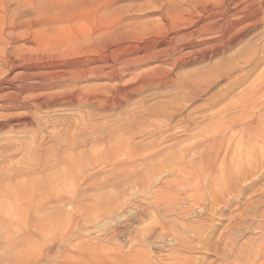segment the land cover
Segmentation results:
<instances>
[{
	"label": "rangeland",
	"instance_id": "obj_1",
	"mask_svg": "<svg viewBox=\"0 0 264 264\" xmlns=\"http://www.w3.org/2000/svg\"><path fill=\"white\" fill-rule=\"evenodd\" d=\"M194 1L0 0L4 22L17 23L3 33L14 32L5 55L0 46V264H100L119 251L150 264H236L237 250L243 258L264 253V0L244 1L243 10L232 2L226 17L237 25L223 38L226 46L166 65L173 79L166 85L129 96L117 90L155 77L157 64L149 62L118 78L82 81L89 101L74 85L46 86L59 84L47 68L80 57L59 42L36 47L48 30L65 42L87 18L82 28L97 31L100 41L82 57L100 58L102 66L120 54L117 30L160 25L165 13H190L185 8ZM29 21L36 26L20 25ZM166 36L131 44L136 50ZM208 131L220 135L209 141ZM162 180L179 198L155 207L152 186ZM117 196L131 197L124 215L104 216V206L117 210L108 207ZM148 207L152 213L144 214ZM151 229L156 236L139 241Z\"/></svg>",
	"mask_w": 264,
	"mask_h": 264
},
{
	"label": "bare ground",
	"instance_id": "obj_2",
	"mask_svg": "<svg viewBox=\"0 0 264 264\" xmlns=\"http://www.w3.org/2000/svg\"><path fill=\"white\" fill-rule=\"evenodd\" d=\"M242 1L243 2H239V0H196L194 2L188 3V7L185 8V11L186 12L190 11V13H165L163 16L164 21L160 25H158L156 23H149L148 22V23H142L138 26H134L133 29L128 28L127 30H123L121 32L120 31L118 32V30H117V32L115 31L117 34L116 37L121 38L122 42H121V44L117 45V47H115L114 51H119L120 54H118L114 58L108 59L107 62L104 63L102 66H100V58L82 57L85 53L94 50V48L99 45V41H100V35L97 31L88 32L89 30L85 31L82 28L84 23H85V19H87V18L84 19V18L79 17L81 19L79 21V22H81V25L77 24L79 28L77 29L76 32H73L72 34H70L69 38L65 42H61V41L56 39L57 34L54 30H48V31L46 30L48 33L43 34V36L38 40V43H36V45H35L36 47L43 46V47L47 48L48 46L51 47L54 44H57L59 42L61 45L64 44V46H63L64 48L62 49L63 51L77 52L80 54V57L75 59L74 64L72 63V64H66L63 66L61 65V66L56 67V70L55 69L53 70L52 69L53 67H51V66H50V68H47L50 71H46V72L56 74L55 77H56V79H58L57 82H59V84L54 82V84L49 83L46 85V83H45L46 81H44V83H45L44 85H46L47 87H53V86H59V85H74L77 88L76 93L79 95V97H81V98L83 97L82 98L83 100L89 101L91 96L90 97L87 95L83 96V94L86 92L88 87L80 85V83L82 81H85L88 79H97L101 75L109 77V78H118L122 72L130 70L135 65H140V64L149 63V62H156V64H157V67H155V70L158 72V74L155 77L147 79V80H141L136 85V87H132L130 89L127 87L128 90H126L125 88H122V87L120 89L117 88V90L119 92H121L122 94L124 92L125 93L124 95H128L130 93L132 94V92L135 91V89L136 90L138 89V91H139V89H141L147 85H153V84L166 85L167 83H169L173 80L170 73L166 72V70L164 69L166 65H170L173 67L176 65V63H178L179 61L184 59L188 54H193L194 58H202V57L207 56L208 53L211 54V52H218L219 50L223 49L226 46L225 41L224 42L222 41L223 38H225L227 36L228 32H230L235 25H237V22L230 23L228 21V17H226V13H232L231 8H230L231 3L234 2L236 4V7L241 8V10H243L244 1H246L248 3V6H251V5H253V3L256 2V0H242ZM36 7L37 6L32 5L33 9ZM3 8H4V6H3ZM195 11L198 13H193ZM237 13H239V12H235L234 15H236ZM6 14L7 13H5L4 10H3V12L0 13L1 22H4V20L6 18ZM75 17H77V16H75ZM81 17H83V16H81ZM180 23H184V25H186V26L181 27ZM16 24L14 22L7 21L6 23L4 22L3 27L0 26V46H5V49H6V46L13 40V38H14L13 33L14 32L10 33L9 38L5 37L3 35V33L6 30L7 31L8 30H14L15 27L17 26ZM20 25H25L28 28H33L34 25L36 26L35 22H33V21H29L28 23H23ZM224 25L228 27L227 29H225L226 31L224 30V28L222 29V27H224ZM73 30L75 31L76 29L73 28ZM95 30H97V29H95ZM71 32L72 31H70V33ZM162 32H168L169 36H166L165 38L157 40V41L152 40V42H150L148 45L145 44L143 46H140L136 50L134 49V47L131 44L132 40L137 38V37L140 38L144 35L155 34V33L158 34V33H162ZM218 32H221L222 34L220 36H218L217 35ZM184 49H188L189 51L182 53V51ZM7 50L8 49L4 50V52H5V53H3L4 55L6 54V52H8ZM33 68H35V67H33ZM1 69L2 68L0 67V71H1ZM36 69H37V67H36ZM42 73H44V72H42ZM42 73L32 72V75H35V76L39 75L40 76ZM219 78L220 77H218L217 79H219ZM45 80H46V78H45ZM40 84H41V82H40ZM40 86L42 88L46 89V87H43L42 85H40ZM118 91H117V93H118ZM253 95H255V94H253ZM254 99H258V98L256 97ZM248 101H250V100H248ZM243 108H245V107H243ZM227 119H229V118H227ZM227 119H226V121H227ZM242 120H244V118ZM223 121H224V119H223ZM211 131H213V130H211ZM203 134H204V136L209 137L208 138L209 141L212 138H214L216 135L217 136L220 135L217 131H215V132L208 131V132H205ZM204 140H205V138H204ZM200 142H202V141H200ZM176 158H177V156H176ZM185 158H187V155L185 156ZM133 159L134 158L132 155L127 156V160L131 161ZM178 159L181 160L180 155H179ZM190 165L192 166V164H190ZM112 166L117 167L118 166L117 162L114 161L112 163ZM162 169H163V167H161L160 164L155 166V170L157 172L161 173ZM192 173L194 175H197V172L194 170ZM175 175L177 176L178 174H175ZM186 175H187V173H186ZM190 178H191V176H189V179ZM173 180H174V178H173ZM195 180H196V178H195ZM155 184H156V182H155ZM169 184H170V182H169ZM138 186H141V188H144V187L146 188L145 183H139ZM166 186H168V182L164 181V180H162L159 183V185L157 184L154 187L152 186V188H153L152 192L156 191L157 196H153L152 198L150 197L151 198L150 202L152 204H154L155 207H159V204L162 202H165L167 204V202L170 201L171 199L173 200L174 197L176 198L175 200H177V198H179V197H176L177 195L176 196L174 195L176 193L173 194L172 190L166 188ZM195 186H196V184H195ZM196 188L199 189L198 186H196ZM137 190L138 189H136V191ZM129 198H131V197H129ZM129 198L126 199L125 197L117 196L116 198L111 199L109 201V205H108L109 209L111 207H113L112 205H114V207H116L115 209H117V210L112 211V212H106L107 207L104 206L103 207L104 208L103 209V212H104L103 215L108 216V213H109V217H112L114 219L116 217H121L122 215H124V212L121 213V211L126 207L124 205H125V203L128 202ZM100 207H102V206H100ZM152 211H153V208L148 207L147 209H144V214H150V213H152ZM132 216L134 218L139 219L141 217V213L134 210L132 213ZM123 222H124V220H123ZM117 224H119V222ZM149 231H150V234L143 236V240H139V241H141V242L144 241V242L148 243L153 238V234H154V237L156 236V234L154 233V231H155L154 229H151ZM114 233H116V232H114ZM133 248H134V246H133ZM134 250H135V248H134ZM126 254H124V252L122 253L119 251V254L116 255L115 257H113L112 261L108 257H100V264H102V263H105V264H127V261H128L127 259H129V257H130V260L131 259L135 260L134 264H150L148 262V260L142 261L143 260L142 256L141 257L139 256L140 258L139 257L137 258L134 254H133V256L132 255L127 256ZM239 254H241V252L239 250H237V251H235V253H233V256H235L237 258L236 264H264V253L259 249L253 254L252 258H250V257H247V258L239 257ZM170 262L174 263L175 261L172 262L171 259H168V260L165 259L162 264H170ZM227 262H229V261H227ZM226 264H230V262L226 263Z\"/></svg>",
	"mask_w": 264,
	"mask_h": 264
}]
</instances>
